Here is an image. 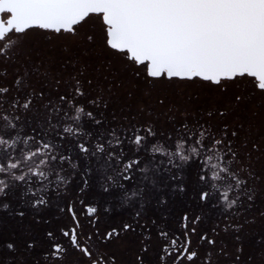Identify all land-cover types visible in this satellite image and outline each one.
<instances>
[{
  "label": "snow or ice",
  "instance_id": "6c2138e0",
  "mask_svg": "<svg viewBox=\"0 0 264 264\" xmlns=\"http://www.w3.org/2000/svg\"><path fill=\"white\" fill-rule=\"evenodd\" d=\"M0 264H264V0H0Z\"/></svg>",
  "mask_w": 264,
  "mask_h": 264
}]
</instances>
